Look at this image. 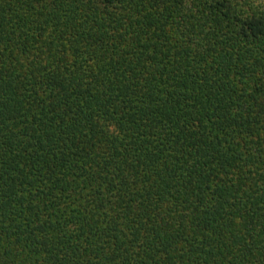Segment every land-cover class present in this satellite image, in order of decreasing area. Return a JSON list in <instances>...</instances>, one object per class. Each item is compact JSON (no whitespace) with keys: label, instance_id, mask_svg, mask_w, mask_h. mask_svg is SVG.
<instances>
[{"label":"trees","instance_id":"trees-1","mask_svg":"<svg viewBox=\"0 0 264 264\" xmlns=\"http://www.w3.org/2000/svg\"><path fill=\"white\" fill-rule=\"evenodd\" d=\"M0 264H264V0H0Z\"/></svg>","mask_w":264,"mask_h":264}]
</instances>
